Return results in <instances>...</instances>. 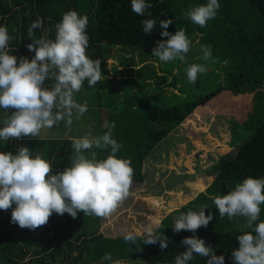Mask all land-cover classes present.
<instances>
[{
  "label": "trees",
  "instance_id": "trees-1",
  "mask_svg": "<svg viewBox=\"0 0 264 264\" xmlns=\"http://www.w3.org/2000/svg\"><path fill=\"white\" fill-rule=\"evenodd\" d=\"M146 2L152 4L148 9L151 17L147 12L144 17L136 15L131 9V0H0V26H7L12 37L8 43L9 54L16 56L19 64L20 57H28L31 61L35 55L26 45L32 43L28 29L38 17L42 18L43 27L34 30V38L55 39V25L62 20L64 13L74 10L81 16H87L90 40L86 54L91 59H101L102 76L105 78L102 77L96 86H89L85 80L75 100H79L80 104L86 103L87 111L83 115L92 117L94 137L107 131L105 123H115L112 136L122 146L117 157L131 160L134 170L132 185L144 183L147 157L184 122H197L207 113L208 116H229L228 121L235 127H244L245 132L238 134L239 140H233L234 145L236 141L244 140L242 144L218 159L217 166L212 170L213 182L198 194L196 199H204L201 205L197 206L199 200L195 199L175 210L157 229L160 235L161 230L173 227L174 217L188 210L197 211L205 205L208 207L205 211L207 215L213 196L234 190L243 179L249 176L264 178V0H218L220 8L216 17L203 28L186 18L185 13L194 6L206 4L208 0ZM147 18L157 22L151 34L143 32L141 20ZM166 19L173 21L167 28L168 32L174 34L184 29L191 41L190 46L196 39L199 48L201 45L211 46L212 54L207 61L213 59L225 65L218 72L225 76L223 82L193 100L180 101L179 96L173 95L169 104L164 95L157 101L147 98V88L157 77L155 71L147 66L150 49L157 41L167 39L160 35L159 26V21ZM128 51L138 52L139 65H143L138 70L132 69L133 56L121 59L120 52ZM115 55L119 68L129 69V77L121 81L116 78L119 74L117 68L112 69L116 77L109 78L111 71L107 61ZM168 75L172 77L170 87L176 88L179 77L171 71ZM54 83V80H46L44 86L50 89ZM160 90L163 92L164 88ZM243 92H248L252 100L235 110L229 103L230 93L244 95ZM255 93L260 94L256 97ZM103 109L107 110L105 120L101 114ZM11 111L7 113L0 108V127H3V119L7 114L11 115ZM73 120H77L75 112ZM68 127L65 121L58 122L53 126L56 136L50 138L0 140V152L15 154L20 146H27L33 157L40 154L46 159L52 166V174H55L71 166L74 139L63 136ZM250 134L251 137L246 140ZM90 151L97 154V159H105L110 154V148L105 151L93 147ZM85 155L90 158L88 151ZM207 197H212L209 205H206ZM260 208L259 222L264 220V204ZM11 211L0 210V264H112L104 260L105 254H111L113 260H131L133 263L175 264L174 257L185 251L182 239L193 235L210 244L217 256L223 255L224 264H234L232 252L239 247L237 236L251 231L245 228L209 232L198 229L195 233H187L182 230L175 238L169 237L168 247L162 250L159 242L145 244L142 240L145 235H136L137 242L131 244L125 242L124 234L115 236L101 232L98 224L100 217L95 215L78 212L77 218L73 219L68 213H53L46 225L30 230L11 223ZM218 216L219 213L213 214V220ZM206 261L207 258L194 254V259L188 264H206Z\"/></svg>",
  "mask_w": 264,
  "mask_h": 264
},
{
  "label": "clouds",
  "instance_id": "clouds-1",
  "mask_svg": "<svg viewBox=\"0 0 264 264\" xmlns=\"http://www.w3.org/2000/svg\"><path fill=\"white\" fill-rule=\"evenodd\" d=\"M151 7L146 0H131L132 11L140 17L146 12L151 17L148 11ZM219 8L218 0H208L206 4L190 8L185 16L203 28L216 17ZM156 23L152 18L142 19L143 32L151 34ZM172 23L171 19L159 21L160 35L167 39L157 41L152 54L162 62L175 59L185 62L191 41L184 29L174 34L168 32ZM87 26V16L70 10L55 25V39L34 38V30L43 27V20L38 17L28 29L32 43L26 45L35 55L31 61L20 57L19 64L18 58L9 54L8 43L12 37L8 28L0 26V108L7 113L13 110L3 119L0 140L39 138L43 128H52L60 121L70 126L74 112L80 119L87 111L86 103H77L73 95L81 90L85 80L89 86H96L102 79L101 59H91L86 54L90 40ZM201 49L202 59L208 60L211 46L201 45ZM205 72L203 65L191 64L186 69L187 79L195 84L198 74ZM46 80L55 81L50 89L44 86ZM104 127L107 131L101 136L74 139L71 166L55 174L51 164L40 154L33 157L27 146H20L15 154L0 152V210L12 209L11 223L35 230L46 225L53 213H68L73 219L78 212L104 218L119 207L129 195L134 170L130 159L117 157L122 146L112 136L115 123H105ZM93 147L105 151L110 148V154L105 159H97V154L90 151ZM86 151L90 158L85 155ZM213 202L220 217L227 215L229 220L243 217L246 223L241 227L251 230L237 236L239 247L232 252L234 264H264V221L253 227L260 216V205L264 204V178L249 176L234 190L216 195ZM206 208L202 205L198 211L188 210L174 217V232L195 233L201 226L207 227L213 215L211 212L205 215ZM157 228L151 223L145 225L142 240L147 245L159 242V247L166 249L169 239L157 234ZM124 240L135 244L137 236L126 231ZM181 245L185 251L174 257L175 264H188L194 254L207 258L206 264H224L225 257L217 256L202 238L185 237ZM104 260L112 264H133L131 260H113L111 254H105Z\"/></svg>",
  "mask_w": 264,
  "mask_h": 264
},
{
  "label": "rangeland",
  "instance_id": "rangeland-1",
  "mask_svg": "<svg viewBox=\"0 0 264 264\" xmlns=\"http://www.w3.org/2000/svg\"><path fill=\"white\" fill-rule=\"evenodd\" d=\"M154 47H156V44L153 45ZM153 48L150 49V58L147 66L149 70L153 69L155 71L157 77L151 81L152 85L147 88L148 99L157 101L161 95H164L167 99L166 101L170 104L172 103L173 95H177L180 101H185L188 98L193 100L195 96L216 88L224 80L225 76L223 73L218 74V72L225 65L217 63L213 59L212 61L214 62L202 59V49L199 48L197 39L185 55V62H181L179 59L162 62L158 57L153 56ZM120 54L121 59L122 57L131 58L133 56L132 69L137 68L136 70H138L139 67L143 66L142 64L139 65L138 52L130 53L128 51L127 53L120 52ZM194 63L203 65L206 68V72L198 74L196 83L192 84L187 81L186 69ZM107 64L108 70L111 71L109 78L115 76L112 71L113 68H117L119 71L117 77L115 76L117 81L123 80L124 77H129V69L125 67L119 68L120 65L116 55L114 58L109 59ZM169 71L180 79L176 88L170 87L172 77L168 75ZM102 77L105 78V76ZM199 80H201L200 83H198ZM197 83L198 86H196ZM133 86L135 87V85ZM160 88H164L163 92H161L162 90L158 91ZM248 92H243L244 95L242 93H237L236 95L230 93V100H227L230 101L229 103L235 110H238L247 101L252 100L251 96L247 94ZM76 94L74 93L73 95L74 100ZM258 94L260 93H255V96L257 97ZM252 97L254 98V96ZM75 101L79 103V100ZM101 114L102 119L105 120L107 110L103 109ZM228 117L208 116L206 113L197 122H184L183 125H180L147 157L144 183L132 185L128 197L119 207L110 216L100 217L99 230L115 236H121L126 231H132L136 235L144 236L145 225L151 223L159 228L162 222L175 210L181 209L192 202V200L194 201L198 194L203 189L206 190L213 182L214 175L212 170L217 166L218 159L229 154L244 141H236L237 144H233V140L235 138L239 140L240 136L238 134L244 133L245 129L244 127H235L234 123L228 121ZM91 118L83 115L80 119L73 120V124L68 127L66 135L63 136L72 137L73 139L81 138L85 135L94 137V122L91 121ZM69 128H71V131ZM73 135L77 136L73 137ZM235 135L237 136L235 137ZM55 136L53 127L43 128L39 138ZM250 137L251 134L246 136V140ZM207 198L209 199V197ZM213 198L209 207L212 215L219 213L214 205ZM210 199L206 205H209ZM203 200L200 199L197 202V206H200ZM259 220L254 222L253 227L259 223ZM245 223L246 220L243 217H234L229 220L227 215H225L224 217L218 216L216 220L212 219L207 227L201 226L199 229H206L205 231L208 232L215 229L220 231L236 230L242 228L241 226ZM161 232L160 235H165L168 238H175L178 235L172 227L161 230ZM33 235L35 236V234ZM133 264L150 263L136 261Z\"/></svg>",
  "mask_w": 264,
  "mask_h": 264
},
{
  "label": "crops",
  "instance_id": "crops-1",
  "mask_svg": "<svg viewBox=\"0 0 264 264\" xmlns=\"http://www.w3.org/2000/svg\"><path fill=\"white\" fill-rule=\"evenodd\" d=\"M203 191H205V190L203 189L201 192H203ZM201 192H200V193H201Z\"/></svg>",
  "mask_w": 264,
  "mask_h": 264
}]
</instances>
